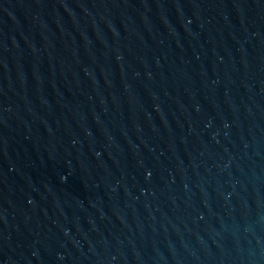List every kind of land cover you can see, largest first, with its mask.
<instances>
[{"label": "water", "instance_id": "obj_1", "mask_svg": "<svg viewBox=\"0 0 264 264\" xmlns=\"http://www.w3.org/2000/svg\"><path fill=\"white\" fill-rule=\"evenodd\" d=\"M94 264H264V0H115Z\"/></svg>", "mask_w": 264, "mask_h": 264}]
</instances>
